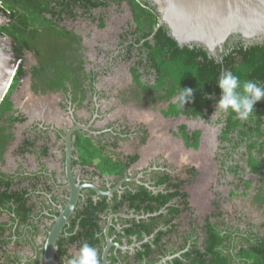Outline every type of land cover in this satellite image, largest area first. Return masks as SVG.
I'll use <instances>...</instances> for the list:
<instances>
[{
  "label": "flooded vegetation",
  "instance_id": "af4514ba",
  "mask_svg": "<svg viewBox=\"0 0 264 264\" xmlns=\"http://www.w3.org/2000/svg\"><path fill=\"white\" fill-rule=\"evenodd\" d=\"M39 2L42 7L48 4V10L34 16L32 22L22 16L26 21L21 25L24 30L19 35L22 43L6 32V28L14 25V16L6 14L7 21L0 25V36L10 37L13 40L10 49L16 55L22 54L17 69L23 63L26 70L25 57L28 53L34 54L37 60V65L29 72L26 70L24 78L16 83L13 80L8 92L13 109L7 115L18 119L3 121L8 142L0 159V264H45L47 241L56 227L60 229L56 241V264H63L62 257L76 256L84 242L98 249L100 264H201V251H206L209 222L223 236L218 249L228 258L230 232L232 254H235L240 235L249 240H253L251 237L254 236L264 238V222L262 227L252 219H247L244 224L230 222V214L217 201L214 203L210 199L208 191L202 190L203 202L200 203L204 208L192 205L187 187H192L193 193L195 190L200 192L198 187L213 180L214 167L210 165L209 168L206 159L203 162L208 174L202 180L203 171L197 172L196 167L184 165L179 158V150L171 144L162 145L158 140V147L163 150L150 157L145 155L146 148L155 147V138L152 137L155 130L150 129L147 122H134L137 116L127 111L125 118L117 114L114 115L117 118H112V107L109 110L105 101L108 91L98 88L101 81L103 84L107 79L105 75L101 78L99 67L88 68L95 62L90 52L94 51L97 54L95 58L102 60L107 49L98 44L96 47L85 45L91 35L86 26L93 21L104 29L105 17L97 16L96 12L105 13L112 6L127 3L91 11L81 1ZM2 3L0 0V7H3ZM135 27L131 12L124 31L117 35V49L126 62H131L129 72L137 86L131 73V67L140 58L136 46H133L137 39ZM130 45L132 58L127 57ZM40 58L45 64L59 62L68 69L82 63L85 70L80 77L82 86L76 89L72 84L74 72L60 88L50 87L44 78L32 77L33 68L41 66ZM139 68L143 73L142 81L148 83L153 74L143 66ZM29 73L31 93L23 106L17 108L14 97L17 89L14 88ZM139 90L142 93V89ZM141 95L149 101L153 99ZM220 97H213L203 117L194 118L200 119L199 122L194 121L199 126L192 127L189 123L179 125H186L190 132L200 130L199 148L186 145L179 135V126L172 132L183 145L193 148L197 152L195 154H201L207 130L218 133V128L206 127L204 122L216 118L214 123L221 134L228 113L216 110ZM176 100L174 98L173 102ZM161 102L168 104L160 111L164 117L162 110L167 109L171 102L163 100L156 103ZM88 142L114 151L125 166L109 173L102 172L98 167L100 157H93L86 163L81 152L83 143ZM169 147L173 149L170 154L164 150ZM135 155H138L137 160L131 162L130 157ZM230 156L229 149V153L220 160L221 175L228 169ZM196 157L194 155L191 159L195 161ZM183 193L188 194L187 199L183 198ZM75 195L76 201L71 207ZM261 200L264 205V198ZM67 210L68 214L64 216ZM68 233L74 234L67 236Z\"/></svg>",
  "mask_w": 264,
  "mask_h": 264
},
{
  "label": "trees",
  "instance_id": "16d2710c",
  "mask_svg": "<svg viewBox=\"0 0 264 264\" xmlns=\"http://www.w3.org/2000/svg\"><path fill=\"white\" fill-rule=\"evenodd\" d=\"M3 7L0 12L5 15L14 16V25L6 28V32L18 43L19 35L24 30L21 25L26 21L32 22L34 16H38L42 11L48 10V4L42 7L39 0H1ZM74 2H85L89 10L98 7H109L112 4L121 5L126 2L133 14L136 24L137 39L136 49L139 53L138 60L131 67L134 82L142 89V94L153 99L151 101H170L167 109L162 110L166 117H187L204 116L205 110L209 108L213 97L221 95V90L216 83L219 72L222 69L232 70L234 74L240 76L242 80H253L264 86V43L245 46L241 41H230L226 45L225 51L216 58L208 53L206 49L199 46L181 47L169 35L165 26L157 30L159 16L148 2L143 0H73ZM7 16V15H6ZM20 16V17H19ZM22 16H24L22 18ZM102 25H104L102 23ZM132 45L127 49V57L132 58ZM22 54H17L18 59ZM40 56V55H39ZM66 57V55H64ZM41 66L34 67L32 77L48 80L50 87H64L65 82L70 78L72 72L75 73L73 85L75 88L82 86L81 75L84 74V66L79 63L74 68H67L59 62L55 65L45 64L40 58ZM140 66L149 70L154 76V83L149 84L142 81ZM27 75L23 63L19 64L15 75V83L19 82ZM180 88L193 89V99L180 106L178 97ZM13 109V101L7 94L0 106V159L5 151L8 137L5 135L3 121L13 122L18 119L15 116L8 117V112ZM9 118V119H8ZM235 133V134H234ZM179 135L183 138L187 146L195 149L200 146L201 132L196 130L190 132L186 125L179 126ZM233 135L236 140H233ZM221 143L232 145V149H238L242 145L246 146L248 156V167L251 172L258 173L264 170V99L254 105V114L248 120L241 121L236 114L229 110L219 135ZM83 143L81 152L82 158L89 163L91 158L100 157L98 167L102 172L114 173L123 165L119 156L106 146L100 148L93 142ZM138 155L131 156V162L137 160ZM242 169L237 168L234 172L238 175ZM194 172L193 169L190 170ZM251 188V183L246 182L245 190ZM172 196V195H171ZM183 198L188 197L187 193L182 194ZM231 228V227H230ZM207 241L206 251H201V264H264V238L260 236L251 237L249 240L244 236L236 245L235 254H232L230 232V258H228L218 245L222 244L223 236L209 222L206 228ZM248 245V246H246ZM195 263V259H193Z\"/></svg>",
  "mask_w": 264,
  "mask_h": 264
},
{
  "label": "rangeland",
  "instance_id": "374dc122",
  "mask_svg": "<svg viewBox=\"0 0 264 264\" xmlns=\"http://www.w3.org/2000/svg\"><path fill=\"white\" fill-rule=\"evenodd\" d=\"M96 15H104L106 27L100 29L97 22H93L86 26V30L91 33L88 42L85 45L88 47H96V45H101L105 47L106 53L105 56H102V60L96 59L97 54L94 51L90 52V56L95 60L94 64L88 65V68L99 67L98 73L101 78L107 80L101 81V85H98L99 89H105L108 91V98L105 99L107 104H109V110L112 107V118H117L118 116H124L125 113H131L136 115L134 117V122L142 123L147 122V125L150 129H154L153 126H156L159 129L164 127V132L167 135H170L173 131H176L178 126L183 123H189L190 126L196 127L200 124L194 122H199L200 119H194L189 117L180 116L178 118H164L160 111L163 108H166L168 104L166 102L161 103H152L141 95L139 88L132 82L131 74L129 68L131 62H126L123 58L121 52L117 49V35L120 32H123L125 25L131 19V12L127 4L121 6H112L111 9L104 12H96ZM25 67L29 72L31 68L37 65V60L34 54L28 53L25 57ZM154 76L149 77L150 83H153ZM147 82V81H146ZM31 74L23 80L22 83H19V86H16L15 91V105L17 108L23 106L27 95L31 93ZM117 114L118 116H114ZM129 114V115H131ZM152 119L155 124H152ZM155 119V120H154ZM212 121L204 122V126H209L210 128H218V133L213 130H207L205 136L202 140V149L201 154L197 155L196 160L192 164L187 160L183 162L184 165L192 166L197 168V172L203 171L202 180L207 178V167L204 164V159L207 160L210 165L214 167V176L213 180H210L207 184H203L198 187L193 193L192 187H187V191L192 199V205L198 206L200 209L204 208L200 202H203L202 196L204 191H208L210 199L217 201L221 207L230 214V222L234 224H244L247 219H252L259 227H262L264 222V170L258 173L251 172L248 167V156L247 149L245 145H242L238 149H231L232 145L228 146L221 143L219 140L220 130L219 127L215 125L216 118H210ZM161 124V125H160ZM159 125V126H158ZM152 131V130H151ZM162 145H166L167 142L164 138L160 140ZM230 156L228 169L224 175H221L220 167L221 158L229 153ZM197 153V152H196ZM195 165V166H194ZM212 168V167H211ZM230 168V169H229ZM237 168L239 174L237 175L234 170ZM199 170V171H198ZM216 170V175H215ZM230 171V173L228 172ZM217 179V181L215 180ZM246 182L251 183V188L245 190ZM200 193V194H199ZM189 196V197H190ZM193 196V197H192Z\"/></svg>",
  "mask_w": 264,
  "mask_h": 264
},
{
  "label": "water",
  "instance_id": "95a60500",
  "mask_svg": "<svg viewBox=\"0 0 264 264\" xmlns=\"http://www.w3.org/2000/svg\"><path fill=\"white\" fill-rule=\"evenodd\" d=\"M144 1L152 5L159 16L156 30L165 26L181 47H203L210 55L219 58L230 41H241L245 46L264 43V0ZM6 21V15L0 12V25ZM12 42L10 37L0 36V106L10 90L19 62L17 55L10 49ZM71 133L67 137L68 143ZM75 201L76 195L71 207ZM59 230L56 227L50 233L45 264H56Z\"/></svg>",
  "mask_w": 264,
  "mask_h": 264
},
{
  "label": "clouds",
  "instance_id": "9594fccd",
  "mask_svg": "<svg viewBox=\"0 0 264 264\" xmlns=\"http://www.w3.org/2000/svg\"><path fill=\"white\" fill-rule=\"evenodd\" d=\"M221 90V97L216 105V110L235 113L241 121H246L254 114V105L264 99V86L253 80H242L232 70L222 69L216 83ZM177 100L180 106L193 99V89L180 88ZM74 233H68L71 236ZM63 264H100L98 249L84 242L78 254L71 258H63Z\"/></svg>",
  "mask_w": 264,
  "mask_h": 264
},
{
  "label": "crops",
  "instance_id": "0c3cea01",
  "mask_svg": "<svg viewBox=\"0 0 264 264\" xmlns=\"http://www.w3.org/2000/svg\"><path fill=\"white\" fill-rule=\"evenodd\" d=\"M155 120V119H154ZM153 124H155V122H153V119L151 121ZM161 125V124H160ZM159 126V125H158ZM160 126L158 127V129L155 128V131L153 132L154 135L152 137L155 138L154 141V146H150V148H146L147 150H145V155H147L148 157H150L153 153L157 152V151H161L163 150V148L159 149V144H158V140H161L162 138H164L166 140V142L168 144L173 145L174 149L179 150L180 153V160H182L183 162H186L187 160H190L192 156L195 155L196 151L193 148H187L185 145H183L179 139L175 138L173 136V134L171 133L170 135H167L164 132V127H161V129H159ZM167 153L170 154V152H172L171 150H173L172 148L170 149V147L168 149H164ZM156 154V153H155ZM192 160V159H191ZM192 164H197L194 163L195 161H188ZM194 165V166H195Z\"/></svg>",
  "mask_w": 264,
  "mask_h": 264
}]
</instances>
